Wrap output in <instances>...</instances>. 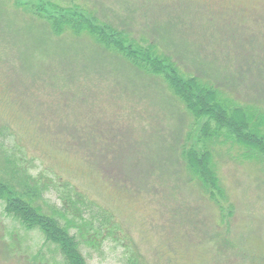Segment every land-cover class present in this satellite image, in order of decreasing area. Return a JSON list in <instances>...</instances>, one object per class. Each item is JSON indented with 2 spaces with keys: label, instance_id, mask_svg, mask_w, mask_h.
<instances>
[{
  "label": "rangeland",
  "instance_id": "obj_1",
  "mask_svg": "<svg viewBox=\"0 0 264 264\" xmlns=\"http://www.w3.org/2000/svg\"><path fill=\"white\" fill-rule=\"evenodd\" d=\"M73 6L216 87L264 138V0H0V178L23 169L64 219L108 213L97 243L81 239L89 264H264L256 144L228 127L218 139L214 122L207 133L163 76L87 32L56 34L44 16ZM182 148L210 152L212 189ZM43 243L0 203V264H57Z\"/></svg>",
  "mask_w": 264,
  "mask_h": 264
},
{
  "label": "trees",
  "instance_id": "obj_2",
  "mask_svg": "<svg viewBox=\"0 0 264 264\" xmlns=\"http://www.w3.org/2000/svg\"><path fill=\"white\" fill-rule=\"evenodd\" d=\"M47 18L56 34H61L66 26L75 32H87L98 44L122 55L137 68L144 69L148 74L163 76L173 92L186 103L197 118H207L205 123L207 133H209L211 122L216 125L215 135L218 139L223 130H227L228 127L237 139L256 144L259 153L264 157V138L244 133L245 124L242 126L233 122L228 115L231 107L213 88L205 86L195 77H185L171 62L157 55L152 49H145L132 43L113 27L106 24L99 25L93 18L88 19L77 9L67 10V12L61 10L60 13ZM163 65L171 66L172 71L170 72ZM184 156L189 171L194 173V176L198 175L200 179L202 178L205 186L207 184L212 189L217 181L203 174L205 167L216 174L211 161L209 162L210 152L203 151L198 155V151L186 149ZM11 171L9 172L6 168L8 177L0 178V203L5 217L19 223L26 230L39 231L44 238L43 245L54 246L55 256L58 257L57 264H89L85 256L88 245H83L81 239L86 241L88 239L85 236L93 234L97 237L92 241L97 243L103 226L112 227L110 221H105L110 218V215L103 210L94 211L89 208L92 218L86 219L80 215L78 221L66 217L64 219L66 215L62 213L59 215L55 209L45 204L42 188L33 180V177L28 176L21 168L20 171ZM212 197L215 198L214 193ZM84 222L92 225H85ZM78 232H82L83 236L77 234Z\"/></svg>",
  "mask_w": 264,
  "mask_h": 264
}]
</instances>
